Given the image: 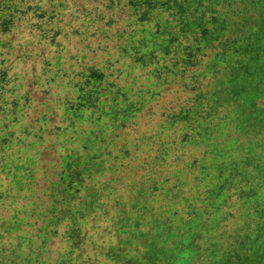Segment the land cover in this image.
Segmentation results:
<instances>
[{"label":"trees","instance_id":"obj_1","mask_svg":"<svg viewBox=\"0 0 264 264\" xmlns=\"http://www.w3.org/2000/svg\"><path fill=\"white\" fill-rule=\"evenodd\" d=\"M38 27L40 67L78 71L53 100L59 132L94 128L40 160L57 166L53 263L264 264V0H0V122L16 105L9 65L25 58L14 37ZM97 40L112 64L108 51L92 61ZM121 71L122 85L109 80ZM95 210L103 227L85 223Z\"/></svg>","mask_w":264,"mask_h":264},{"label":"rangeland","instance_id":"obj_2","mask_svg":"<svg viewBox=\"0 0 264 264\" xmlns=\"http://www.w3.org/2000/svg\"><path fill=\"white\" fill-rule=\"evenodd\" d=\"M17 33L19 36L14 38L19 39L20 43H26L25 46L22 45L23 48L19 49L25 58L13 60L9 65L8 75L16 81L7 86L4 96L9 97L8 102L9 99H13L16 105L11 110L12 116L8 115L7 121L5 120L6 123L0 122V126L7 125V128L2 129L0 127L2 130V133L0 131V137L2 136L0 138V154L6 156L3 158L5 162L0 159V264H54L55 256L59 255L61 252L58 251L64 247L61 240L51 235L52 232H55V228L48 226L50 219L47 211L53 207L49 196L50 191L54 188V185L51 184L57 178L55 172L57 166L51 163V166L48 164L41 168L43 163L40 165V160L42 158L47 162L55 160L66 149L68 150L67 154L71 148L78 151L76 143L72 142V137L75 135L73 133H77L74 131L75 127L81 128L82 133L79 136L83 139L88 137L94 128L88 124L73 122L74 126L67 125L65 132H59L65 116L62 114L63 107H59V102L53 100L57 98V95L62 96L65 92L70 91L73 85L67 83L68 81H72L71 83L75 81L72 76L78 72L77 68L73 66L70 68L72 70L68 69L73 71L70 74L63 70V66H60L61 71L57 72L59 70L58 64L53 65L54 61H51V66L43 70V67L39 65L40 58L34 56L35 52L40 55V28L38 27L37 32H33L34 38L27 36L24 30H19ZM70 40L73 39L68 41ZM61 46L68 48L64 42ZM110 47L111 43L104 40H97L95 44H91L92 61L100 62L105 57L103 53L106 51L111 54ZM96 48H100L102 53ZM15 51L18 49H14L13 56H17ZM34 57L36 62L32 64ZM106 57L110 59V64H112L115 55L111 54ZM86 64H92V62ZM46 71L49 72L48 78L50 79L48 80L51 81L49 84L40 80L41 75ZM56 72L58 76H55ZM33 75L37 76L39 83L41 82L38 84L39 86L35 84L36 80L33 82L31 78ZM120 79H125L122 71L120 73L113 72V76L109 78L110 81L122 85ZM20 82L21 84H19ZM11 90L13 92L10 94ZM15 93L17 94L16 97L14 96ZM11 108L9 106V109ZM0 109L5 110L6 106L0 107ZM101 122L106 124L103 119ZM90 127L91 130H88L87 128ZM53 128L58 131L53 130ZM4 133H9L11 138L4 137ZM93 133L96 134L94 131ZM69 138H71L70 141L67 140ZM67 141L69 142L67 143ZM49 146L52 147V150L48 152ZM41 148L44 149L42 155H40ZM46 152L52 157H47ZM3 165H5L4 169L2 168ZM103 179L104 176L100 177L98 181L102 183ZM94 180L95 178H92L91 186H93ZM98 188L100 189V185ZM93 190L95 192V187ZM79 191L77 197L84 194L81 189ZM97 194L102 196L101 202H107L109 205H112L110 202L115 199L108 197L107 191ZM110 194L112 195V193ZM98 213L95 210L94 214H89L85 223L97 227L104 226L101 225L102 221L107 224L106 219L95 217ZM92 215L95 217V224L91 222ZM80 227L87 229L83 224ZM92 239L93 237L91 241ZM88 255L90 258L93 256L90 251Z\"/></svg>","mask_w":264,"mask_h":264}]
</instances>
